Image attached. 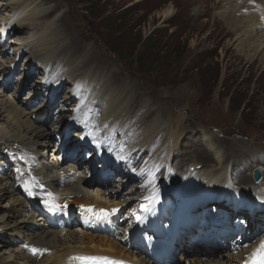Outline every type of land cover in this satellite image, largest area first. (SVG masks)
<instances>
[{
	"label": "rangeland",
	"instance_id": "obj_1",
	"mask_svg": "<svg viewBox=\"0 0 264 264\" xmlns=\"http://www.w3.org/2000/svg\"><path fill=\"white\" fill-rule=\"evenodd\" d=\"M17 1L18 6L16 4V7L6 8V4L15 0H0V39L6 35L10 24L19 18H26L33 9L36 10L29 19H43L45 12L41 10L42 15L39 16L38 9L51 10L53 5L44 6L35 0L32 5L29 4L30 0L24 3V0ZM54 1L58 6L55 10L59 11L53 16L56 19L55 24L50 26H56L53 32L59 31L62 46L58 53L65 55L59 59L54 57L57 64L67 62V70L75 74L71 81L66 83L61 106L58 105L54 110H59L62 105V110H71V105L65 104H71L75 96L70 97L74 92L72 88H75L77 93L89 86L82 74L89 78L101 76L103 84L124 96L121 97L123 104L118 109H143V115L136 119L139 124L134 134L145 141L141 152L157 157L161 152V141H164L165 133H162V130L165 129L172 132L168 134V138L176 144V164L187 166L192 161L202 166L207 164L202 168V176L205 171L217 169L218 164L216 160L205 162L203 156L194 153V141L201 142L203 146L208 144V148L219 153L221 159L225 158V155L228 158L234 157L240 164L260 158L261 163L257 164L264 168V64L260 59L262 55H257L255 61L249 62L247 50L233 40L234 35H228L226 23L219 14L220 8L226 7L221 4V0H93L92 7L86 0ZM27 7L28 9L24 10ZM166 10L171 11L167 18L163 16ZM64 11L66 14L57 21L56 16ZM51 15L53 14L48 17ZM113 18H120V21L116 22ZM149 35L152 36L151 41L155 48H150L146 40ZM38 36L39 33L30 30V33H24V37L20 36L21 38L14 41H33ZM101 36L106 39L108 46ZM10 39L9 42L13 40ZM3 47L9 48V44L6 43L0 48ZM113 48L123 54L128 65L121 62ZM22 50L24 53L18 49L21 54L18 59H5L6 66L9 67L14 62H21L9 70L10 80L1 79L11 82L9 88L15 87L16 83L17 86L24 85L22 82L30 74L26 71L28 67H24V63L27 64L31 59L32 52ZM164 56L168 59L164 60ZM98 64H107V68L99 72L100 75L97 72ZM196 65L198 68H195ZM138 66L148 72V76L156 77L157 83L152 85L145 81L136 70ZM58 73L59 69L55 74ZM32 77L34 80H26V85L31 86L34 82L36 84L43 81L42 73L33 74ZM14 87L8 94H4V98L13 92ZM35 91L38 94L39 91ZM44 94L45 97H38L32 110L46 107L48 102L43 103L44 99L54 100L50 93ZM106 94L112 95L110 92ZM104 95L102 91L99 98H104ZM36 97L35 95L34 98ZM23 98L25 100L28 97L25 95ZM25 104L24 101L21 102V105ZM118 109H114L115 114ZM69 112L62 114L60 120L65 122L70 118L72 112ZM132 119H128V124ZM153 127L156 132L151 135ZM143 130L148 132L147 137L142 136ZM211 138L216 141L212 142ZM11 143L12 141H5V145ZM179 151L189 152L188 157H182L178 154ZM165 152L166 150L161 154L162 161H165ZM14 153L16 156L17 152ZM4 157L8 159L10 156L0 153V169L5 166L2 160ZM208 158H211V154ZM159 165L162 168L161 163ZM21 167H25L23 161L14 164L8 174L10 180L0 182V185L7 184L14 191L18 188L17 194L15 191L17 196L20 192L28 193V188L23 185L22 172L19 171ZM229 170L231 171V168ZM3 174L0 170V178ZM14 179L17 181L14 182ZM219 192V188L215 186L213 194ZM2 199L0 196V206L5 203ZM19 249L20 243L0 233V261H3L0 264H12L18 260L26 262V259L17 255ZM37 264H43V261Z\"/></svg>",
	"mask_w": 264,
	"mask_h": 264
},
{
	"label": "bare ground",
	"instance_id": "obj_2",
	"mask_svg": "<svg viewBox=\"0 0 264 264\" xmlns=\"http://www.w3.org/2000/svg\"><path fill=\"white\" fill-rule=\"evenodd\" d=\"M26 1L28 0H24L23 3ZM33 1L34 0H30L29 4H35L33 3ZM35 1L37 3H43L44 6L51 4L53 5L51 6V10H46L45 8L38 9L37 14L39 16L42 15V11L45 12V17H43V19H29L32 12L36 10L33 9V11H31L29 16H27L26 18H19L15 23L10 24L9 28L7 29L8 33H6V35H3V38L0 39V47L5 46L6 43L9 44V48H0V153H7L10 155V158L8 159L6 157L2 159L4 164L7 166L5 167V169H1V173L4 174L0 178V182L3 180H10L8 179V174L11 173L10 171L12 170L13 165L18 162V159L24 157L26 166L25 171H22V175L28 173L29 178L36 181L35 186L37 188H31L32 191L30 192V197L33 200L39 202L40 194H42L46 190H52L57 191L55 200L58 204L63 203L65 205V200L66 202H71L69 204L70 207L74 205L79 206V203L82 202L86 204L97 203L98 205L103 206H110L113 203L115 205H118V201L113 200V202L111 200L115 199L117 193H107V195L109 194L110 197L113 198H105L107 195L101 196L94 190L88 189L80 179H72L68 175L69 170L67 168L74 166V168L77 169L78 167L73 165L70 159L59 162V166L52 165V167H45L37 160V156L41 152L42 148H51V150L55 148L53 142L51 141V138L46 133L47 131L42 126H40V119L37 118V116L48 113L44 111L45 109H49L47 107L53 109L56 106L62 104L61 98L62 95L65 94L66 83L70 82L72 76H74L75 74L73 75L70 71L67 70V62L65 64H57L56 58L54 57L56 56L57 59H59L60 56H65L62 52L58 53L62 46L60 35L58 33L59 31L53 32L56 26H50V24H55L56 22V19L53 18V16H55V14L59 11L55 10L58 6L56 5L54 0ZM238 1L239 0H225V2H227V6L220 8L219 13L224 17L226 21V32L228 33V35H234L233 40L239 42L238 44H241L244 50H247V52L249 53V62L255 61L257 59V55L261 54L262 56L260 59L262 61V64H264V20L260 18V16L264 14V0H241V4H239ZM17 3L18 1L15 0V2H10L5 6L6 8H9L8 6L13 7ZM253 3H255V5H251ZM18 5L19 4H17V6ZM244 8H246L247 11H245ZM27 9L28 7L24 10ZM50 14L53 15L48 17ZM65 14L66 11H64V13H62L58 17L56 16V18H58L57 21L60 20L61 17ZM170 14L171 11L166 10L163 16L167 18ZM4 24L5 23H3V25ZM27 27H29V29ZM58 28L59 26H57V29ZM30 30H32L33 32L35 30V33H39V36L37 38H34L33 41L25 42V39V41H23L24 48L20 44L15 45L16 42L14 41V39L24 37V33L25 35H27L28 33H30ZM250 31H253L255 33L250 34ZM20 33L22 34L20 35ZM242 37L244 38L241 39ZM10 38L13 40H11ZM9 39L12 43L8 41ZM14 49H16V51L20 49L21 53H24L22 49H26L32 52L31 59L28 60L27 64L24 63V67H28L26 71H28L30 74H28L25 80L22 82L24 83V85L21 84L17 86L16 83L15 87L12 86L11 88H9L11 82H4L1 79L5 78L7 80H10L11 72L9 70H11L12 67L6 66L7 61H5V59L8 58L11 61L12 57H18L20 55L19 52H15ZM17 63L18 62L14 63L15 66ZM18 64H21V62ZM55 65H57L56 68L54 67ZM15 66H13V68ZM98 67L99 70L97 69V72L99 73L102 69L107 68V64H98ZM57 69H59V73L56 75L55 73ZM63 69L65 70V72H63ZM70 69L74 73V70L72 68ZM40 72L43 75V81L41 80V83L35 84L34 82L33 84H31V86L25 84L26 80L29 81L33 79V74L39 75ZM62 74L66 76H62ZM13 87V92L9 93V96H7V98H4V94H8V91H10ZM35 90L39 91L38 94H36ZM108 90L109 91L107 92L112 93L114 97L112 95L105 94L104 98H99L100 103L98 104V106L100 108V119L97 123L96 119L95 121H90L92 119H89V117L88 119L85 118L86 115L89 116L92 113L91 111L86 112L83 116L81 115L82 110L85 109V107L79 109L77 114H74L73 117L68 118L65 122H63V120H60V116H62V114H66L69 111L71 112V110L64 111L60 107L61 110L59 112H53V119H57L56 125H63L67 123L69 127H73L74 130L79 131L77 134H73V137H75V139L82 138L83 141L78 143L77 147L73 149L74 152H72L71 154V156L77 155L79 160H82V158L86 156V154L91 150L90 148H93L91 147V145L94 144V137H92L94 132L97 134L99 141L96 148L97 151L102 149L103 151L107 152L109 158H113L115 152L117 151L115 135H113L116 129V123L114 121H110L109 118L116 119L115 116H126L128 113H130L131 110H128V108L124 107L123 109H118L121 108L120 106L122 105V93H116L113 89ZM45 92L53 95L55 99L54 102H49L47 99L43 98V103L48 102L47 107L41 106L37 111L35 109L28 111L32 109V103L35 95L37 97H42L44 95L45 97ZM25 95H27L28 98L23 100V96ZM23 101L26 103L25 105H21V102ZM81 103L84 104L83 101H81ZM65 105L71 104L69 102ZM114 109H118L117 114H115ZM41 120L44 121L45 118H42ZM132 120L135 121L134 118ZM135 122L137 123V120ZM50 128H52V126ZM72 132L73 131H71V133ZM153 132H156L155 127H153L151 135L153 134ZM146 135H148V132L146 133ZM5 141H12V143L10 146H8L5 145ZM211 141L215 142L216 139L211 138ZM132 142L135 146V149H140L142 147L141 141L138 142V139L135 138L132 140ZM89 144L90 146H88ZM168 144L170 148L171 146L169 141ZM194 144L195 146L193 147V152L199 156H203L205 162L216 160L218 168L213 171H205V177L201 175L203 179H196L190 182L186 187H184L186 204L183 206V210L185 218L189 219L188 215L190 211L192 212L194 208L199 207L197 205H199L203 201V194L212 187V184L221 182V199L217 200V204L223 202V199L225 198L226 202L222 203L220 211L222 208L232 207L228 204V202H231L232 204H234L233 212L230 211L227 214L228 216L222 214L223 216L227 217H225L224 219L220 217L222 219L223 225L221 229H214L215 226H219V224L211 226L212 228L210 227V229H213L214 234H216L217 236V239H223V255L224 258H228L230 263L227 261L225 263L216 261L215 264H245L250 260L255 261V258L260 253L259 248L261 243L264 241V237L262 238V240L258 239L255 244H252V241L257 235L250 233L247 234L248 236H244L242 235V233L246 232L247 230H254V221L258 216H254L255 205H263L264 203V178L260 183L256 184L253 182L252 175L250 174L255 167L260 168L261 170L264 169L261 165L257 164V162L261 163V159L258 158L257 161L252 159L249 162L240 164L234 157L228 158L225 155L226 151L224 154L225 158L221 159L219 153L208 148V144L203 143L205 145L203 146L199 141H194ZM211 144L212 143L210 142V145ZM219 146L221 145L219 144ZM22 147L26 148V150H23ZM69 149L70 147H68V150ZM15 150L19 152V156L17 157H14L12 154ZM178 154L186 158L188 157L189 152L179 151ZM209 154H211L210 159L208 158ZM52 155L53 153H49V157ZM47 159L45 158L46 162L50 163V158L48 160ZM89 159L90 158H86L82 160L81 164H88V168H91L90 163L94 162V160L89 161ZM129 159L130 158H128L124 163H127ZM124 163L121 164V167L115 168L114 170H111L110 173H107L108 176L117 174V176L110 177V183L113 184V187H115L113 188V190H118L119 186L121 184H124L121 178L123 176L129 177V174L131 173L128 168L123 170ZM195 165H199V163L195 164L190 162L188 164L189 174L190 167ZM205 165L203 166V168L205 167ZM178 168L184 169L183 165H179ZM229 168H231V171L229 170ZM217 170H220V172L218 173ZM196 175L197 174H195L194 177ZM108 176L106 175L104 178H107ZM104 178L99 179L97 177L96 180L100 183L94 187H98L101 184H104L102 183L104 182ZM67 180L70 181L67 182ZM89 180L91 179L89 178ZM16 181L17 180L14 179V182ZM235 184L240 186L241 189L238 187L236 188ZM116 186L118 187V189L116 188ZM8 187L9 186L7 184L0 185V196L3 197L2 201H5V203L0 206V212H2L0 213V233L5 234V236L7 235L9 238H11V240L14 239L15 242L20 243L21 249H19L20 251L17 253V255L23 259H26V262L24 260H18L12 264H37L41 262L42 258H44L43 262L45 261L47 264H63V259L67 255L74 253V257H76L75 255L77 253L111 256V258L105 262L106 264L108 262L115 261L116 259H129L138 261L136 250L138 245L135 242H132L131 239L127 240L126 237L121 239L120 236L123 237L121 233L119 234V238L112 237L114 235L113 221H115L116 218H119V220L120 218L125 220L127 215H125L124 213H127L128 210H124L123 208L115 209V211H112V217L110 218H107L104 215H100L96 219V223H94L95 229L97 230L96 234L87 232H83L82 234H80L79 232H77V230H69L61 228V225H55L56 220L61 218L64 213L63 208H60V213L54 219H52L49 215L43 213V219L39 218L38 222V217L33 214V209H31V206L33 205L31 200L28 198H22L21 192L20 195L17 196L16 194L18 192V188L15 189V194V191ZM98 191L99 189H97V192ZM69 195L71 196L69 197ZM73 195L76 196L75 199ZM257 195L258 197L256 198L255 203H253V198ZM249 202H251L253 206V209H251L250 212H246L245 210L236 212L239 206L244 207ZM37 206L39 207L38 203ZM244 213L252 218L251 222L248 220ZM130 214L128 218H130ZM77 215L81 217V213L76 210L73 216ZM259 216L264 217V213ZM41 220H46V222H48V226L42 228V223L40 222ZM110 220H112V222ZM51 223L53 224V226ZM231 225L234 226L233 231H231ZM230 238H240V241H243L244 238L249 243H251L253 247L246 251L244 254L240 255V250L242 248L239 247V250H237V242L235 240L231 241ZM31 242L33 244H38V247L34 248L30 244H27ZM34 249L37 251L34 252ZM14 250L12 251V253L15 255ZM255 251H257V254H255ZM182 258L183 257H181V259ZM140 261L141 263L145 264H153L142 260ZM2 262L3 261L1 260L0 263ZM200 264L203 263L200 262Z\"/></svg>",
	"mask_w": 264,
	"mask_h": 264
},
{
	"label": "trees",
	"instance_id": "obj_3",
	"mask_svg": "<svg viewBox=\"0 0 264 264\" xmlns=\"http://www.w3.org/2000/svg\"><path fill=\"white\" fill-rule=\"evenodd\" d=\"M86 2L88 3V5L89 6H93L94 5V2H93V0H86ZM113 20H115L116 22L118 21H120V18H113ZM153 34V33H152ZM146 40L148 41V44L150 45V48H155V45H154V43L151 41L152 40V36L151 35H149L147 38H146ZM164 60L165 59H168L167 58V56H164V58H163ZM195 68H198V65H196L195 66ZM138 70H139V72L140 73H143V74H147L148 72H146L145 70H143L141 67H139L138 66ZM148 70V69H147ZM156 78V77H155ZM152 81V80H151ZM153 83H155L154 81H152Z\"/></svg>",
	"mask_w": 264,
	"mask_h": 264
},
{
	"label": "water",
	"instance_id": "obj_4",
	"mask_svg": "<svg viewBox=\"0 0 264 264\" xmlns=\"http://www.w3.org/2000/svg\"><path fill=\"white\" fill-rule=\"evenodd\" d=\"M263 177V174L262 172L260 171V169L256 168L254 170V180L255 182H259Z\"/></svg>",
	"mask_w": 264,
	"mask_h": 264
},
{
	"label": "snow or ice",
	"instance_id": "obj_5",
	"mask_svg": "<svg viewBox=\"0 0 264 264\" xmlns=\"http://www.w3.org/2000/svg\"><path fill=\"white\" fill-rule=\"evenodd\" d=\"M146 199H150V198H146ZM101 211H104V210H101ZM112 211H115V209H113ZM33 251L35 252L37 250L34 249ZM259 251L264 252V242L261 243L260 248H259ZM98 259H104V260H106V258H98ZM108 264H115V262H108Z\"/></svg>",
	"mask_w": 264,
	"mask_h": 264
}]
</instances>
